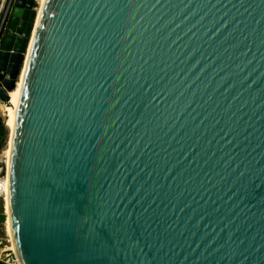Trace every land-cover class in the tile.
<instances>
[{
  "label": "water",
  "instance_id": "1",
  "mask_svg": "<svg viewBox=\"0 0 264 264\" xmlns=\"http://www.w3.org/2000/svg\"><path fill=\"white\" fill-rule=\"evenodd\" d=\"M17 11L9 30L31 41L8 175L20 263L264 264V0ZM20 63L0 52L4 106Z\"/></svg>",
  "mask_w": 264,
  "mask_h": 264
},
{
  "label": "bare ground",
  "instance_id": "2",
  "mask_svg": "<svg viewBox=\"0 0 264 264\" xmlns=\"http://www.w3.org/2000/svg\"><path fill=\"white\" fill-rule=\"evenodd\" d=\"M44 0L40 1V4L38 5V0L37 2L35 0H20V2L23 6L20 10L17 12H21L22 16L28 19L29 21L32 20L33 23L36 19H38V14L40 13L41 5ZM37 6V7H36ZM38 12V13H37ZM30 38H26L25 36L18 35L16 33H12L11 31L5 32L4 36L1 39L0 42V52H7L8 54H16L20 58V65H19V77H18V85L17 88L10 93V105L5 106V113H6V127L10 130V136H9V141H8V150H7V166H8V175H9V170H10V158H11V145L13 141V135H14V129H15V113H16V108L18 105V100L19 96L21 93V85L22 81L20 79H23V75L25 70L23 69L24 63L26 61L27 55H28V50H29V45H30ZM9 185V183H8ZM5 209L7 216L9 215V189L7 191V197L5 200ZM7 229H8V235L12 236L11 232V225H10V220L8 216L7 220ZM12 242V238H11ZM13 243V242H12ZM14 249V245H13Z\"/></svg>",
  "mask_w": 264,
  "mask_h": 264
},
{
  "label": "built area",
  "instance_id": "3",
  "mask_svg": "<svg viewBox=\"0 0 264 264\" xmlns=\"http://www.w3.org/2000/svg\"><path fill=\"white\" fill-rule=\"evenodd\" d=\"M35 1L37 2V0ZM18 2H20V0H0V42L5 32L10 31L9 23L14 12L17 11V8H19ZM8 189V166L5 159L0 158V200L4 201V203L7 197ZM0 231L4 232V227H0ZM4 236L5 235L0 234L1 264H21L15 250L13 249V243L11 242L10 236L8 234H6V238Z\"/></svg>",
  "mask_w": 264,
  "mask_h": 264
},
{
  "label": "rangeland",
  "instance_id": "4",
  "mask_svg": "<svg viewBox=\"0 0 264 264\" xmlns=\"http://www.w3.org/2000/svg\"><path fill=\"white\" fill-rule=\"evenodd\" d=\"M40 1L41 0H38V5L40 4ZM6 117V113H5V106H4V104L0 101V121H1V123L2 124H6V120H7V118H5ZM5 126H7V125H5ZM5 136H6V138H7V144H5L4 145V147L2 148V150H0V158L2 159H5V161L7 160V155H6V153H7V150H8V141H9V136H10V130L8 129V127H6V130H5ZM7 162V161H6ZM0 209H2V213L3 214H6V219L8 220V218H7V213H6V209H5V203H4V201H2V200H0ZM7 220H6V223L5 224H3L2 226L0 225V227H4V232L3 231H1V234L2 235H5L4 237L6 238V234H8L7 232H8V229H7ZM5 225H6V227H5ZM3 230V229H2Z\"/></svg>",
  "mask_w": 264,
  "mask_h": 264
},
{
  "label": "trees",
  "instance_id": "5",
  "mask_svg": "<svg viewBox=\"0 0 264 264\" xmlns=\"http://www.w3.org/2000/svg\"><path fill=\"white\" fill-rule=\"evenodd\" d=\"M5 221H6V214H3L2 209H0V225L4 224ZM0 234H1V231H0Z\"/></svg>",
  "mask_w": 264,
  "mask_h": 264
},
{
  "label": "crops",
  "instance_id": "6",
  "mask_svg": "<svg viewBox=\"0 0 264 264\" xmlns=\"http://www.w3.org/2000/svg\"><path fill=\"white\" fill-rule=\"evenodd\" d=\"M0 264H1V262H0Z\"/></svg>",
  "mask_w": 264,
  "mask_h": 264
}]
</instances>
